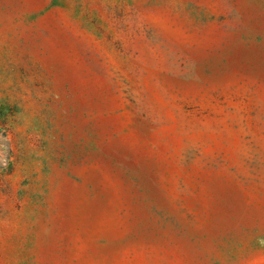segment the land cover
<instances>
[{
    "label": "rangeland",
    "instance_id": "1",
    "mask_svg": "<svg viewBox=\"0 0 264 264\" xmlns=\"http://www.w3.org/2000/svg\"><path fill=\"white\" fill-rule=\"evenodd\" d=\"M0 264H264V0H0Z\"/></svg>",
    "mask_w": 264,
    "mask_h": 264
}]
</instances>
